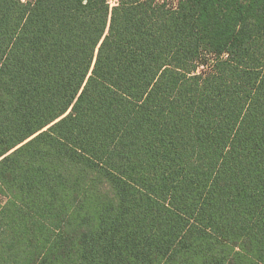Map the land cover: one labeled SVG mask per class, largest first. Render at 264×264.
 <instances>
[{
    "label": "trees",
    "instance_id": "obj_1",
    "mask_svg": "<svg viewBox=\"0 0 264 264\" xmlns=\"http://www.w3.org/2000/svg\"><path fill=\"white\" fill-rule=\"evenodd\" d=\"M0 264H264V0H0Z\"/></svg>",
    "mask_w": 264,
    "mask_h": 264
},
{
    "label": "built area",
    "instance_id": "obj_2",
    "mask_svg": "<svg viewBox=\"0 0 264 264\" xmlns=\"http://www.w3.org/2000/svg\"><path fill=\"white\" fill-rule=\"evenodd\" d=\"M108 4H109V6L111 8V7H113L116 4V0H113V1L108 0Z\"/></svg>",
    "mask_w": 264,
    "mask_h": 264
},
{
    "label": "rangeland",
    "instance_id": "obj_3",
    "mask_svg": "<svg viewBox=\"0 0 264 264\" xmlns=\"http://www.w3.org/2000/svg\"><path fill=\"white\" fill-rule=\"evenodd\" d=\"M111 1H113V0H111ZM169 1L171 4H174V3H176L177 0H169Z\"/></svg>",
    "mask_w": 264,
    "mask_h": 264
},
{
    "label": "snow or ice",
    "instance_id": "obj_4",
    "mask_svg": "<svg viewBox=\"0 0 264 264\" xmlns=\"http://www.w3.org/2000/svg\"><path fill=\"white\" fill-rule=\"evenodd\" d=\"M85 3H87V0H84Z\"/></svg>",
    "mask_w": 264,
    "mask_h": 264
}]
</instances>
